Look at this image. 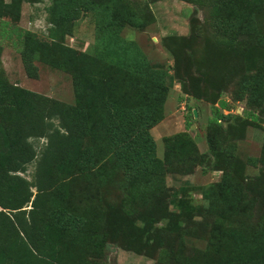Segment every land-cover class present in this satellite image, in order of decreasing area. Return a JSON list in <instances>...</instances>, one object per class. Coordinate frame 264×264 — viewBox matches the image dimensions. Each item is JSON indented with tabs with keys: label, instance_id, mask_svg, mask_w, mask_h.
<instances>
[{
	"label": "trees",
	"instance_id": "trees-1",
	"mask_svg": "<svg viewBox=\"0 0 264 264\" xmlns=\"http://www.w3.org/2000/svg\"><path fill=\"white\" fill-rule=\"evenodd\" d=\"M38 1L0 0V20L10 19L4 29L20 21L24 3ZM183 1L205 6L217 34L205 39L202 53L194 47L198 29L170 37L174 65L166 68L122 36L151 25L150 8L50 0L48 37L24 35L22 57L31 79L39 78L38 63L68 73L72 105L10 83L0 39V264H102L115 241L137 255H157L156 264H264V143L249 163L236 154L248 129L261 128L255 113L264 116V0ZM88 16L96 42L82 52L66 40ZM173 81L186 96L220 105L208 153L184 132L165 137L158 157L151 131L165 118ZM234 82L236 97L254 111L248 118L223 114L229 105L222 95ZM248 165L262 170L251 176ZM198 167L222 174L204 188L207 206L197 215L182 198L173 209L167 176ZM119 177L120 202L109 196Z\"/></svg>",
	"mask_w": 264,
	"mask_h": 264
},
{
	"label": "rangeland",
	"instance_id": "rangeland-1",
	"mask_svg": "<svg viewBox=\"0 0 264 264\" xmlns=\"http://www.w3.org/2000/svg\"><path fill=\"white\" fill-rule=\"evenodd\" d=\"M141 8H150L154 15V22L144 30H137L131 27L126 28L122 36L128 41L136 42L149 60L156 66L166 68L174 65V59L167 47L170 37H189L193 30L198 29L201 34L194 47L197 51H203L205 39L217 34L215 27L209 19V12L205 6H197L183 0H125ZM50 0H41L35 3H24L22 6L21 19L17 23L12 22V27L4 29L5 21L0 20V28L4 31L0 35L3 54L1 57V67L5 72L6 79L20 87L32 92L56 99L58 101L74 104L75 95L72 77L63 71L53 69L44 64L38 63L39 78L31 79L25 69L22 57V38L26 34L35 37L47 38L51 25L48 23V8ZM22 35V37H20ZM96 42V29L92 17L81 19L75 28L74 34L67 37L66 44L78 51L85 52ZM173 73L172 70L169 71ZM236 82L230 84L222 95V100L226 101L229 108L223 110L224 115H238L248 118L254 114L245 100H239ZM219 104L197 100L186 96L177 81H173L168 99L165 104L164 120L152 129L151 134L155 139L158 149L157 154L160 159L164 158L165 147L163 139L178 133L187 132L197 143L201 153H208L207 143L208 129L215 118L216 109ZM260 117V127H250L244 140L237 142L236 154L245 163L249 159H259L264 143V116ZM220 123H223L220 121ZM45 140L35 142L38 148L43 147ZM262 170V167L248 165L247 174L255 176ZM35 166L29 167L28 179H32ZM221 172L209 170V168L198 167L192 175L183 176L180 174H169L166 178L170 192L172 208L180 199L188 200L192 206L196 207L199 215L201 208L207 206L204 199V188L211 184H216L221 179ZM118 188L112 186L109 195L113 201L122 199L125 194L123 187H119L122 182L117 178ZM198 221L202 217L197 216ZM190 245L203 247L205 242L190 239ZM102 264H156L157 255L154 258L145 255H137L134 252L126 251L120 242H113L104 252L102 259L98 260Z\"/></svg>",
	"mask_w": 264,
	"mask_h": 264
}]
</instances>
